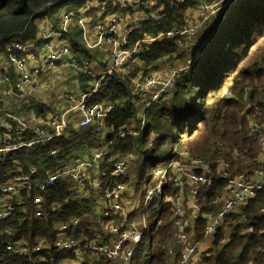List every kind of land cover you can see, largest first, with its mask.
<instances>
[{
	"label": "trees",
	"instance_id": "trees-1",
	"mask_svg": "<svg viewBox=\"0 0 264 264\" xmlns=\"http://www.w3.org/2000/svg\"><path fill=\"white\" fill-rule=\"evenodd\" d=\"M88 1L0 0V54L7 65L6 69H2L9 77L8 85L15 82L4 45L15 37L23 43L35 41L39 20L49 21L52 32L61 33L60 42L67 43L77 58L86 61L94 58V54L84 46V30L76 22L70 24L65 33L61 28L63 16L76 13ZM99 1L106 3L103 16L127 11L114 0ZM149 1L154 3V8H162L161 17L137 27L129 37L128 45L144 36L155 37L160 33L183 29L188 10L201 2L215 0ZM178 40L164 37L156 41L135 57L134 60L141 63L139 70H132L124 79L116 74L109 75L99 90L85 100L86 108L109 103L114 105L104 119L105 138L90 129L77 130L68 125V135L54 138L44 146L23 148L0 159L2 188L20 173L30 174L32 169L36 173L31 180L43 181L50 173L84 157L91 159L104 145L108 147V154L99 167L100 173L104 174L99 188L94 190L85 182L83 191L88 194L85 197L69 180L57 181L38 191L42 199L40 205L33 203L32 197L37 191L22 193L27 201L26 208L15 207L7 218L0 220V264H62L75 260L74 251L55 247L56 227L79 220L76 226L67 229L66 234L73 239L94 240L102 226L116 219V215L109 214L98 223H91L98 198L117 184H129L128 177L114 179L110 176V160L136 157L143 164L136 184L139 205L131 218H144L147 231L142 241L135 245L130 264H166V249L178 233L171 204L166 200L176 195L171 183L167 181L164 190L157 193L147 207L144 205L146 190L152 187L154 172L159 166L176 161L184 151L211 162V181L200 188L196 197L204 211L211 210L212 201L221 195L225 185V181L214 173L218 162L227 161L239 172L264 169V161H253L260 146L257 139L249 135L250 122L264 118V0L232 2L198 41L199 55L192 62L187 61L186 54L178 50ZM41 45L43 47L44 43ZM164 68L169 69L166 71L181 69L171 97L167 103L151 104L146 108L145 125L133 137L128 132L137 131L140 123L137 119L138 99L132 92V81L141 70L146 74L164 72L161 71ZM91 80L89 75L79 76L84 91L87 90L84 82ZM21 107V111L35 114L41 128L45 127L48 115H60L57 104H41L34 99ZM233 149L239 152L236 160ZM5 196L9 194L0 192V200ZM263 206L264 188L246 203L243 220L236 216L226 219L230 234L225 239L223 230L218 231L214 247L224 244L217 253L204 258V263L264 264V214L259 213ZM95 229H98L97 232ZM203 230L204 221L198 220L196 240H203ZM38 239H42V247L39 252H34ZM6 244H27L31 252L27 256L11 255L6 251ZM99 264L112 263L100 259Z\"/></svg>",
	"mask_w": 264,
	"mask_h": 264
},
{
	"label": "built area",
	"instance_id": "built-area-1",
	"mask_svg": "<svg viewBox=\"0 0 264 264\" xmlns=\"http://www.w3.org/2000/svg\"><path fill=\"white\" fill-rule=\"evenodd\" d=\"M173 1L182 2V0ZM234 1L201 2L194 7L198 6L199 15L202 18L201 23L187 27L186 21L185 27L181 30L166 34L160 33L155 37L144 36L132 45H128L127 42L137 27L149 20L156 21L161 17L162 8H154V3L149 0H114L115 4H119L127 11L125 13H113L108 16H103L106 3H101L99 0H89L76 13L64 15L61 24L62 33L66 32L70 24L76 22L86 35L88 25L92 24L91 29L95 33L96 42L104 44L105 47H110L109 67L96 77L93 76L89 90L83 93L79 97V101L76 102L75 108L82 115L78 128L82 130L90 129L100 137L105 138L104 119L106 114L114 109V105L109 103L86 108L84 102L99 90L106 77L116 74L120 79H124L127 76V68L131 61L150 45L164 37L179 38L176 42L177 47L182 48V46H185L186 49H190L192 46L191 38L195 35L196 30L201 29L204 24L207 25L223 13ZM128 9H131V11ZM133 13H139V15L132 19ZM186 35L192 37L182 44L181 39L183 38L185 41L187 39ZM60 36L61 33L52 31L41 35L39 41L44 45L37 54H33L30 50V48L36 47L35 41L23 43L19 37H15L4 45V51L7 54L15 83L14 85H8L9 77L0 66V159L23 148H30L35 145L44 146L50 140L66 136L69 133L66 123L68 111L60 114L59 117L48 115L44 122L45 127L41 128L38 126L40 120L35 114L21 111L22 107L14 102L15 99L23 98L27 91L32 95H37L41 89V69L40 66L31 67L29 64L32 62H39L38 64L42 67H51L54 66L59 57H62L64 66L79 74L87 75L89 73L88 62L73 55L67 43L60 42L59 51L56 52L55 41H50V39L59 38ZM194 53L197 57L199 50L195 49ZM180 71L181 69H176L159 75L153 72L145 74L143 71L137 73L134 78L136 88L133 94L138 99L137 119L140 125L137 131H129V135L134 137L141 132L145 125L144 111L149 105L169 101L176 76ZM64 100H70V98L64 96ZM62 102L57 103V107L61 108ZM28 132H31L30 138ZM249 135L254 136L260 146V151L253 158V161L263 162L264 118L250 122ZM232 152L236 156V160L239 152L237 149H233ZM107 154L108 147L104 145L101 150L93 154L91 159L84 157L76 160L69 166L50 173L43 181L31 180V177L36 173L34 169L28 175L20 173V176L13 178L0 188V192L9 194L8 197L5 196L0 200V220L7 218L13 208L26 206L27 201L23 199L22 193H28L31 190L37 191L32 197L33 203L40 205L42 199L38 191L44 190L57 181H72L75 183L78 192L83 191L85 182L89 184L90 188L97 190L101 177H104V174L100 173L99 167ZM128 159L127 157L110 160L109 162L112 163L110 176L114 179L126 178L128 175ZM211 165V162H206L188 151H184L180 154L179 159L162 164L154 172L152 187L146 190L144 198L146 207L157 193L164 190L167 181L171 183L176 191L175 197L166 198L167 202L171 204L172 218L178 228L177 236L166 249V264H205L204 258L217 253L224 244L220 243L217 247H214L218 231L223 230L225 239L230 234L229 222L226 223V219L230 216H236L243 220L245 217L243 208L246 203L264 188V169H254L251 173L239 172L227 161L218 162L214 173L216 177L225 181V185L221 190V195L212 201L211 210L204 211L202 206L198 205L196 197L200 192V188L211 181L209 177V174H212ZM92 172L96 173L93 181L90 179L94 176ZM127 189L128 185L120 183L114 189L107 190L103 197L98 198V206L102 202L107 204V209L103 213L104 218L112 214L116 215V219L108 225L102 226L97 239H73L66 234L67 229L70 226H76L79 220L59 224L56 227L58 234L55 247L58 250L74 251L76 254L75 260L66 261L62 264H85L88 261L91 262L88 259H97V261L89 262V264H99L100 259L109 261L112 264H130L135 245L142 241L147 231V222L142 218L138 224L135 219H131V214L139 205V200L136 204L132 200H126L125 192ZM259 213L264 214V206L259 210ZM38 216H40V212H38ZM198 220L204 221L203 240L201 241L196 240L195 235ZM99 221L100 219L97 223ZM41 247L42 239H38L34 252H39ZM6 251L15 256H27L31 252L27 244H6Z\"/></svg>",
	"mask_w": 264,
	"mask_h": 264
},
{
	"label": "crops",
	"instance_id": "crops-1",
	"mask_svg": "<svg viewBox=\"0 0 264 264\" xmlns=\"http://www.w3.org/2000/svg\"><path fill=\"white\" fill-rule=\"evenodd\" d=\"M133 10H137V9H133ZM144 12H146V10H144ZM138 15L139 13H133L131 17L132 19H135ZM37 24H38L37 25L38 33H37V38L34 42L36 47L30 48L33 54L39 53V49L42 47L41 43H38L39 39L41 38V35L46 34L47 32L53 31L50 22L47 21L46 19L39 20ZM91 28H92V24L88 25L87 33L86 35L83 36L84 46L86 47L87 50L91 52V54H94V58L91 61H87L88 66H89V73L87 75L92 77L91 81H88L86 83L84 82V84L87 85V90L84 91L82 89L83 84L80 83L79 81V76L81 74L75 72L73 69L69 67L64 66L62 57H59V59L54 64V66H51V67H42L41 65L38 64L39 62H32L29 64L31 67L40 66L41 89L37 95H32L30 94L29 91H27L24 94L23 98L15 99L14 101L15 104H19L20 106H22L23 104H28L31 101V99H34L41 104H52V105H56L57 103L63 101L62 107L58 109L60 114L68 111L66 115L67 127L68 125H71V127H73L74 129H78V123L82 115L75 108V106L77 105L76 102L79 101V97L83 93L89 90L91 83L93 81V76L96 77L100 73L104 72L109 67V64H110V54H109L110 47L108 46L105 47L104 44L97 43L95 39V33L94 31H92ZM52 41H55L54 43L55 49H56V52H58L60 45H61L59 38L54 37L52 38ZM95 52H98V55H96ZM0 66L4 69L7 68L4 57L1 56V54H0ZM140 67H141V63H138L137 60L131 61V63L128 65V68H127L128 69L127 76L130 75V72H132V70H135V69L139 70ZM60 72H64V73L70 72L71 73V77L68 78V81L70 82L71 85L68 88L65 87L64 84L62 83L63 79L61 78V75L59 74ZM135 88L136 86L134 85V80H133L132 86H131L133 93L135 92ZM64 96H67V98L68 99L70 98V100H64ZM136 160L139 161L138 158ZM136 171L137 169L135 170L134 168L132 172V168H130L129 175H128V180H129L128 189L125 192V199L132 200L134 204H136L139 200L138 194L136 195V184H138L137 174L139 171L138 172ZM95 174H96L95 172H92V175H94L90 178L92 181L94 180V177H96ZM79 193L81 194V196H84V197L88 195L84 191H79ZM106 209H107V204L105 202L100 203L97 209L95 210L93 219L91 220H95V218H97L98 220L101 219ZM91 223L96 224L97 222L95 221Z\"/></svg>",
	"mask_w": 264,
	"mask_h": 264
},
{
	"label": "rangeland",
	"instance_id": "rangeland-1",
	"mask_svg": "<svg viewBox=\"0 0 264 264\" xmlns=\"http://www.w3.org/2000/svg\"><path fill=\"white\" fill-rule=\"evenodd\" d=\"M53 1V0H52ZM220 16V17H219ZM219 16H217L216 18H214L212 21H210L207 25L206 24H204L203 25V27L201 28V29H197L196 30V32H195V35L192 37V36H187V39L184 41V39L182 38L181 39V41H182V44L184 43V42H186L187 40H189L191 37V43H192V46H191V48L190 49H186L185 48V46H182V48H179L178 50L180 51V53H185L186 54V60L187 61H190V62H192V61H194L197 57H195L196 56V54L194 53V50L195 49H197L198 48V46H197V43H199L198 41L202 38V37H204L205 35H206V33L213 27V25L216 23V20L219 18H221V16H222V13L219 15ZM186 21H187V27H190V26H193V25H197L199 22L201 23V21H202V18L200 17V15H199V9H198V6L196 7V8H193V9H190V10H188V12H187V14H186ZM188 21H189V23H188ZM219 21V20H218ZM196 42V43H195ZM195 43V44H194ZM194 44V45H193ZM96 53V55H98V52H95ZM179 53V54H180ZM1 56H2V54H1ZM161 63V62H160ZM181 65V64H180ZM166 70H169V69H166V68H164V69H162L161 71H164V72H156L158 75L159 74H165V72L166 73H168V71H166ZM64 72H66V71H64ZM64 72H60L59 74L61 75V78L64 80H62V83L64 84V86L65 87H69L71 84H70V82L68 81V78H70L71 77V73L70 72H68V73H64ZM170 99V98H169ZM79 129V128H78ZM77 129V130H78ZM82 130V129H81ZM200 158V157H199ZM137 158H130L129 157V159H128V175H129V170H130V168H132V172H133V169L135 168V170L137 169V171L136 172H138V171H140L141 170V168H142V160L140 159L139 161L138 160H136ZM202 159V158H201ZM128 175H127V177H128ZM138 175V174H137ZM147 177V176H146ZM92 219H93V217H92ZM141 220H142V218L141 217H137V218H135V221L136 222H141ZM97 222L98 221V219L97 218H95V220H91V222ZM89 257V256H88ZM88 260H91V262L90 261H88L87 263H85V264H89V262L90 263H93L92 261H97V259H94V260H92V259H88Z\"/></svg>",
	"mask_w": 264,
	"mask_h": 264
}]
</instances>
